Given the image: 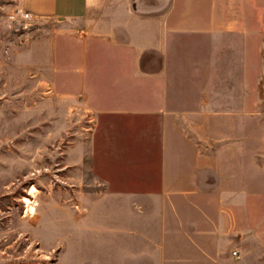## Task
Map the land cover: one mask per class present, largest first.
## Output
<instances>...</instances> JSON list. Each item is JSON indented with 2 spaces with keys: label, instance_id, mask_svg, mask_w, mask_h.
<instances>
[{
  "label": "crops",
  "instance_id": "0c3cea01",
  "mask_svg": "<svg viewBox=\"0 0 264 264\" xmlns=\"http://www.w3.org/2000/svg\"><path fill=\"white\" fill-rule=\"evenodd\" d=\"M260 4L21 0L35 17L60 21L67 51L73 39L81 45V60L67 73L74 88L63 94L91 117L75 147L89 187H105L90 220L117 219L131 255L142 256L140 241L149 234L179 231L187 209H210L213 196L233 207L245 187H264ZM221 252L210 243L195 251L203 264Z\"/></svg>",
  "mask_w": 264,
  "mask_h": 264
},
{
  "label": "rangeland",
  "instance_id": "374dc122",
  "mask_svg": "<svg viewBox=\"0 0 264 264\" xmlns=\"http://www.w3.org/2000/svg\"><path fill=\"white\" fill-rule=\"evenodd\" d=\"M23 11L21 0H0V264H203L195 251L206 243L222 251L214 264H264V187H245L233 207L213 196L210 209H187L179 231L157 230L140 241L142 256L131 255L117 219L92 223V203L105 187H89L75 148L91 117L63 94L74 88L67 73L79 64L81 45L73 39L67 51L59 20L26 19ZM24 197L37 201L34 212Z\"/></svg>",
  "mask_w": 264,
  "mask_h": 264
},
{
  "label": "built area",
  "instance_id": "2783aa9c",
  "mask_svg": "<svg viewBox=\"0 0 264 264\" xmlns=\"http://www.w3.org/2000/svg\"><path fill=\"white\" fill-rule=\"evenodd\" d=\"M22 16H23L24 18H26V19H32V18L35 17L31 12H29V11H27V10H25V11L22 12ZM232 254H233L234 256H240V255H239V252H238L237 249L233 250V251H232Z\"/></svg>",
  "mask_w": 264,
  "mask_h": 264
},
{
  "label": "bare ground",
  "instance_id": "6f19581e",
  "mask_svg": "<svg viewBox=\"0 0 264 264\" xmlns=\"http://www.w3.org/2000/svg\"><path fill=\"white\" fill-rule=\"evenodd\" d=\"M32 189H33V190H37L35 186H32ZM24 200L27 201V202H32V204L30 205V210H31V213L34 212L35 204H36L37 201H36V200H33V201H32V200H30V198H28V197H24ZM30 210H29V211H30Z\"/></svg>",
  "mask_w": 264,
  "mask_h": 264
}]
</instances>
